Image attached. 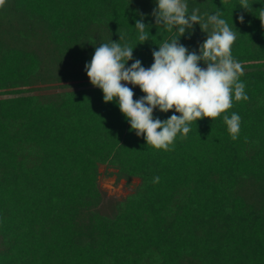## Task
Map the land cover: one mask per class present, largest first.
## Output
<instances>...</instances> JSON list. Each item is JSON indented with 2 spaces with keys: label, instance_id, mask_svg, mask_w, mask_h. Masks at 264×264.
<instances>
[{
  "label": "trees",
  "instance_id": "1",
  "mask_svg": "<svg viewBox=\"0 0 264 264\" xmlns=\"http://www.w3.org/2000/svg\"><path fill=\"white\" fill-rule=\"evenodd\" d=\"M186 3L205 18L221 11L237 32L232 56L249 99L225 113L241 117L238 139L222 114L193 122L167 152L104 102L85 65L112 41L134 49L129 67L150 68L173 39L199 54V24L182 37L157 26V0H7L0 9V264H264V0H248L249 11L240 0ZM142 18L146 41L135 28ZM101 166L139 180L107 210Z\"/></svg>",
  "mask_w": 264,
  "mask_h": 264
},
{
  "label": "clouds",
  "instance_id": "2",
  "mask_svg": "<svg viewBox=\"0 0 264 264\" xmlns=\"http://www.w3.org/2000/svg\"><path fill=\"white\" fill-rule=\"evenodd\" d=\"M6 2L0 0V9ZM240 6L249 11L248 0H240ZM152 15L157 26L164 25L168 31L175 28L180 37L199 24L207 33L199 54L190 52L179 39H173L153 51L154 63L150 68L143 67L138 59L129 67L134 51L131 46L113 41L103 43L95 48L91 62L85 65L91 84L102 90L105 103H118L131 130L156 150H174L178 135L186 138L193 122L204 118L214 121L222 114L231 138L238 139L241 117L235 112L230 116L225 114L233 107V99H249L246 85L240 80L244 71L242 63L232 56L237 32L221 18V11L206 18L199 14V9L190 14L186 0H157ZM261 18L264 22V11ZM239 21L244 23L243 15ZM146 27L143 18L136 21L140 41L148 40ZM201 62L206 67H201ZM128 85L138 86L145 95L134 99L135 93ZM156 109L174 114L161 121L153 116ZM159 179L154 177L153 183H159Z\"/></svg>",
  "mask_w": 264,
  "mask_h": 264
},
{
  "label": "rangeland",
  "instance_id": "3",
  "mask_svg": "<svg viewBox=\"0 0 264 264\" xmlns=\"http://www.w3.org/2000/svg\"><path fill=\"white\" fill-rule=\"evenodd\" d=\"M115 173L113 169L106 166L100 167L99 185L101 191L104 193L106 202L103 206L105 210L112 204L113 199H123L132 194L139 184L138 179L127 181L119 179L118 176H108V173Z\"/></svg>",
  "mask_w": 264,
  "mask_h": 264
}]
</instances>
